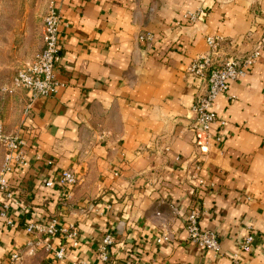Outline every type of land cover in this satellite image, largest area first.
<instances>
[{"label": "crops", "instance_id": "1", "mask_svg": "<svg viewBox=\"0 0 264 264\" xmlns=\"http://www.w3.org/2000/svg\"><path fill=\"white\" fill-rule=\"evenodd\" d=\"M54 1L63 86L37 99L28 116L19 90L3 120L27 141L28 164L8 174L20 205L8 213L12 224L0 217V264H10L13 251L22 252L18 264H264V52L213 102L222 141L205 154L192 131L205 86L187 73L208 52L207 36L225 38L222 59L251 52L264 33V0ZM193 14L194 24L186 17ZM147 34L151 41L141 39ZM2 162L0 149V169ZM197 165L203 189L193 178ZM64 170L76 185L46 186ZM9 202L0 193V213ZM195 207L220 254L188 241ZM53 218L78 230L79 245L58 234L48 240L65 247V259L41 247L27 254L25 224ZM164 225L172 241L159 245ZM250 231L255 241L242 251ZM109 233L116 241L103 261L97 247Z\"/></svg>", "mask_w": 264, "mask_h": 264}, {"label": "built area", "instance_id": "2", "mask_svg": "<svg viewBox=\"0 0 264 264\" xmlns=\"http://www.w3.org/2000/svg\"><path fill=\"white\" fill-rule=\"evenodd\" d=\"M192 24L196 22V15L186 16ZM61 13L51 0L47 13L43 21L42 31V49L36 52L33 57L24 63L13 77L10 85L6 86L3 91L8 96H14L19 90L25 92L26 103L24 114L28 116L33 108L35 101L41 97L49 98L56 95L59 87L63 84L57 78V67L61 61V44H60V26ZM147 38L152 40V35L147 34L141 39ZM225 42L222 36H207L206 45L208 52L194 59L187 68L188 75L193 80L202 82L205 91L197 97L193 107L195 121L192 125V131L195 135L197 148L202 153H207L211 148L219 145L222 136L214 134L213 127L218 121V115L213 109V102L227 92L229 81L239 80L247 76L256 63L261 59L264 52V33L256 47L244 57L220 58L219 52ZM221 125H226V121H220ZM27 141L20 136L18 132H8L3 120H0V149L3 151V162L0 169V193L9 203H3V211L0 217L6 220V223L12 224L8 213L12 205H20L15 197V192L11 189L8 180V174L15 167H26L25 148ZM203 165H197L193 173V178L198 182L199 189L206 187V179L201 174ZM78 183L76 174L70 170H64L58 179L49 180L46 186L71 188ZM200 211L195 207L186 217V230L188 241L199 247H203L215 254H220L221 244L216 233L212 231H203L199 223ZM25 229L32 239L27 244V254H33L36 249L43 248L47 253H53L58 260L65 259L67 252L65 247L56 248L48 240L58 234H61L64 240L73 246L79 245V232L72 227H59V221L56 218L47 223L29 222L25 224ZM116 241L114 234H107L102 243L98 245L97 251L101 260H108V248ZM172 241V234L163 226V232L157 238V244L168 243ZM255 241V235L252 231L248 233L241 242L242 251L247 250ZM238 255H234L237 260ZM22 252L13 251L10 255V264H18L22 261ZM50 264V263H47ZM74 264H87L85 262ZM127 264H131L128 262Z\"/></svg>", "mask_w": 264, "mask_h": 264}, {"label": "rangeland", "instance_id": "3", "mask_svg": "<svg viewBox=\"0 0 264 264\" xmlns=\"http://www.w3.org/2000/svg\"><path fill=\"white\" fill-rule=\"evenodd\" d=\"M51 0H0V119L9 97L3 89L41 49L44 17Z\"/></svg>", "mask_w": 264, "mask_h": 264}]
</instances>
